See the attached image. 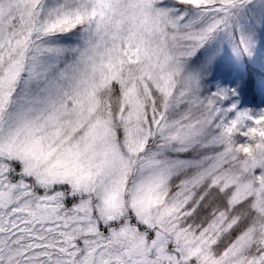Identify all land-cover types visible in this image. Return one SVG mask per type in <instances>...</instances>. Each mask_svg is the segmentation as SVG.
<instances>
[{
    "label": "snow or ice",
    "instance_id": "6c2138e0",
    "mask_svg": "<svg viewBox=\"0 0 264 264\" xmlns=\"http://www.w3.org/2000/svg\"><path fill=\"white\" fill-rule=\"evenodd\" d=\"M257 57L264 0H0V264H264Z\"/></svg>",
    "mask_w": 264,
    "mask_h": 264
},
{
    "label": "rangeland",
    "instance_id": "374dc122",
    "mask_svg": "<svg viewBox=\"0 0 264 264\" xmlns=\"http://www.w3.org/2000/svg\"><path fill=\"white\" fill-rule=\"evenodd\" d=\"M209 83L213 90L216 83L236 89V97L225 104V107H230L231 103H236V108L229 113V119L234 118L237 112L248 111L256 116L264 111V67H261L260 57L255 62L246 60L220 69ZM246 123L252 125L253 121Z\"/></svg>",
    "mask_w": 264,
    "mask_h": 264
}]
</instances>
